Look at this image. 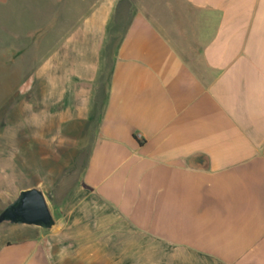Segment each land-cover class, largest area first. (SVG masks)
<instances>
[{
    "label": "crops",
    "instance_id": "1",
    "mask_svg": "<svg viewBox=\"0 0 264 264\" xmlns=\"http://www.w3.org/2000/svg\"><path fill=\"white\" fill-rule=\"evenodd\" d=\"M56 25L0 107L2 202L38 188L54 226L10 224L0 264H264V0Z\"/></svg>",
    "mask_w": 264,
    "mask_h": 264
},
{
    "label": "rangeland",
    "instance_id": "2",
    "mask_svg": "<svg viewBox=\"0 0 264 264\" xmlns=\"http://www.w3.org/2000/svg\"><path fill=\"white\" fill-rule=\"evenodd\" d=\"M92 2L94 0H0V107L6 102V85L14 83L19 77L8 75L6 62L25 67L30 52L46 48V37L40 38L43 35L41 25L53 30L59 27L56 25L59 22L66 27ZM11 40L21 42L26 49L19 63L15 59L17 52L13 49L16 44H10ZM35 44H38L37 48ZM4 199L6 196L0 192V211L6 206V202H2ZM9 225L0 223V244L6 242V227Z\"/></svg>",
    "mask_w": 264,
    "mask_h": 264
},
{
    "label": "water",
    "instance_id": "3",
    "mask_svg": "<svg viewBox=\"0 0 264 264\" xmlns=\"http://www.w3.org/2000/svg\"><path fill=\"white\" fill-rule=\"evenodd\" d=\"M13 225H32L45 229L54 226V219L50 213L43 193L38 188L21 190L0 211V223Z\"/></svg>",
    "mask_w": 264,
    "mask_h": 264
}]
</instances>
